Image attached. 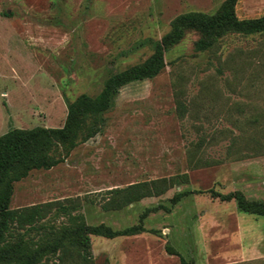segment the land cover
Instances as JSON below:
<instances>
[{"label": "rangeland", "instance_id": "1", "mask_svg": "<svg viewBox=\"0 0 264 264\" xmlns=\"http://www.w3.org/2000/svg\"><path fill=\"white\" fill-rule=\"evenodd\" d=\"M224 1L0 0V136L64 127L70 102L146 61L177 16L214 14ZM236 15L263 16L264 0H239ZM198 39L187 31L158 76L123 87L101 131L61 147V163L14 183L11 208L78 199L88 224L146 228L91 236L94 264H264V218L213 194L264 203V35L230 34L210 52L195 50ZM163 178L178 183L102 210L109 190Z\"/></svg>", "mask_w": 264, "mask_h": 264}, {"label": "trees", "instance_id": "2", "mask_svg": "<svg viewBox=\"0 0 264 264\" xmlns=\"http://www.w3.org/2000/svg\"><path fill=\"white\" fill-rule=\"evenodd\" d=\"M238 1L225 0L214 14L188 12L177 16L171 23V32L157 43L146 61L110 76L98 95L84 94L70 102L64 127L13 128L0 136V264H94L91 236L114 239L146 232L142 223L120 230L106 224H88L78 199L13 209L14 183L26 178L32 170L50 169L61 163L64 160L61 147L69 151L99 133L103 115L114 108L120 90L131 83L158 76L165 69L167 52L187 31L199 34L195 42L197 52L214 50L230 34L264 35V15L239 19L236 15ZM202 161L199 158L197 163ZM177 183L174 179L163 178L109 190L102 210H123L144 198L163 195ZM188 194H176L173 203L177 204ZM213 194L225 201L235 200L241 211L264 218V203L247 199L241 191ZM60 217H65L67 223L56 225L52 222ZM167 251L180 255L170 245ZM180 264L190 263L180 256Z\"/></svg>", "mask_w": 264, "mask_h": 264}]
</instances>
